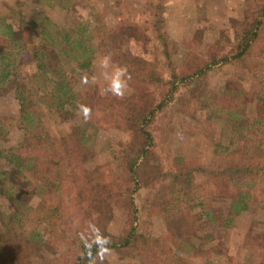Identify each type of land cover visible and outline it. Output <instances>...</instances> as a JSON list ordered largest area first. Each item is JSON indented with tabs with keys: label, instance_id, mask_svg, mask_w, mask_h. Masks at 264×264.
Segmentation results:
<instances>
[{
	"label": "trees",
	"instance_id": "obj_1",
	"mask_svg": "<svg viewBox=\"0 0 264 264\" xmlns=\"http://www.w3.org/2000/svg\"><path fill=\"white\" fill-rule=\"evenodd\" d=\"M33 1L54 7L71 0ZM85 2L89 26L48 24L22 7L0 12V89L11 85L18 105L16 116L0 111V263L88 264L79 234L91 222L111 239L110 249L130 253L137 264H154L152 257L155 264H264V231L245 233L249 254L235 262L222 260L226 251L216 246L210 248L216 259L201 258L195 224L200 218L227 229L251 207L264 219V0H249L229 29H218L202 47L195 40L203 50L186 47L178 57L179 43L163 29L165 0H146L155 42L142 62L129 52L131 38L108 24L107 10ZM97 55L127 67L123 99L80 83ZM19 59L32 67L17 71ZM228 63L236 76L213 90L208 73ZM80 104L92 109L86 123ZM176 106L192 116L180 119L182 128L192 120H225L228 141L213 144L223 147L224 159L203 162L171 150ZM11 126L18 137H11ZM101 130L121 132L106 163L94 146ZM31 195L39 198L35 205ZM115 206L124 214L117 233L107 228ZM162 213L172 230L155 231Z\"/></svg>",
	"mask_w": 264,
	"mask_h": 264
},
{
	"label": "rangeland",
	"instance_id": "obj_2",
	"mask_svg": "<svg viewBox=\"0 0 264 264\" xmlns=\"http://www.w3.org/2000/svg\"><path fill=\"white\" fill-rule=\"evenodd\" d=\"M87 0H71L67 6L54 7L46 5L40 6L33 0H0V12L5 13L11 7L20 8L25 15H30L39 12L42 14L48 24L57 25H78L85 23L89 26L90 17L89 9L86 5ZM249 0H165L164 8L165 24L163 29L169 36V39H175L179 43V51L176 53L178 57L185 51L186 47H194L195 45L201 48L207 42L214 39L218 29L231 27V23L240 19L247 9ZM95 6H100L107 10L105 17L108 24L115 29V34L128 36L131 38L129 52H134L138 57L139 62L147 61L152 57L154 32L149 28V10L146 9V0H89ZM88 4V3H87ZM90 5V4H89ZM91 6V5H90ZM126 33V34H124ZM200 41L201 47L197 45ZM128 41V40H127ZM202 49V48H201ZM203 50V49H202ZM264 56V51L262 52ZM105 55H100L94 59L93 66L89 69V81L93 82L101 91L106 87L104 72L111 71L117 64L112 61L109 69L101 67V60ZM18 60L20 64L17 71H23L32 67ZM29 67V68H28ZM238 71L231 63L216 66L210 70L207 77L209 87L215 91H220L226 80L236 76ZM93 86V85H92ZM130 89V87H129ZM128 89V91H129ZM11 85H7L0 89V111L12 116L17 115L18 105L13 99V94L10 93ZM252 112H256V104L251 105ZM205 108L203 111L196 112L199 117L206 115ZM183 110V111H182ZM173 111V126L175 132L169 137L170 148L173 152L197 156L203 162L218 161L224 159L225 150L222 146L215 149L214 142L219 145L226 144L228 141L229 128L226 122L219 117H213L211 123L194 122L188 124L184 128L180 126V119L184 116L190 120L192 118L190 111L188 114L183 108L176 106ZM190 115V116H189ZM203 119V118H202ZM50 124V122H49ZM53 124H55L53 122ZM53 126V125H52ZM54 129L56 127L54 125ZM120 131L101 130L95 141L97 150L96 159L99 162L106 163L110 158V146ZM19 129L16 126L10 127L11 137H18ZM204 176H199L198 181H201ZM39 201L38 196L31 195L28 202L35 205ZM120 210V209H119ZM118 210L117 206L113 208V214L110 221L107 223V228L113 233H117L123 223L124 214ZM119 213L123 214L120 215ZM167 213V212H166ZM171 218V217H170ZM263 218L257 209L249 208L247 212L236 215L233 225L224 228H210V224L206 221L197 218L195 224L202 234L196 237L197 242H200L199 252H203L201 258L209 256L216 259L217 254L214 253L215 247L219 251H223L222 260L227 257L235 262L243 260L248 254V249L243 246V237L248 230L258 232L264 231ZM155 224V226H154ZM168 216L165 213L155 216L153 227L157 232L170 231L172 228L168 226ZM192 227V226H191ZM194 227V226H193ZM186 228V223L183 222V229ZM189 228V225L187 226ZM210 234L209 238H204V234ZM264 239V235L261 236ZM208 249V250H207ZM206 252V253H205ZM154 257L148 258L155 264ZM138 259H134L130 253H119L112 250L105 257L104 264H137ZM34 262V261H33ZM0 264H13L12 262H3Z\"/></svg>",
	"mask_w": 264,
	"mask_h": 264
},
{
	"label": "clouds",
	"instance_id": "obj_3",
	"mask_svg": "<svg viewBox=\"0 0 264 264\" xmlns=\"http://www.w3.org/2000/svg\"><path fill=\"white\" fill-rule=\"evenodd\" d=\"M110 65L111 57L105 55L101 60V67L107 70ZM104 79L106 81V87L103 89V94H111L112 96L123 99L129 89L128 82L131 79L127 67L118 65L112 68L111 71H105ZM80 83L82 85L89 83L86 74L80 77ZM78 108L84 122H88L91 119L92 109L83 104H80ZM79 235L86 249V260L88 264H104L105 257L111 252V249L108 247L111 244V239L103 235L100 228L91 222L88 224V232L80 233ZM94 246L97 249L95 255L92 253Z\"/></svg>",
	"mask_w": 264,
	"mask_h": 264
}]
</instances>
